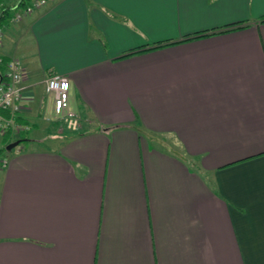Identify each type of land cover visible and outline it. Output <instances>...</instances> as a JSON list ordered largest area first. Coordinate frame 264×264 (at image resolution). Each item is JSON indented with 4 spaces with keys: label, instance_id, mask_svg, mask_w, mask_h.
<instances>
[{
    "label": "crops",
    "instance_id": "1",
    "mask_svg": "<svg viewBox=\"0 0 264 264\" xmlns=\"http://www.w3.org/2000/svg\"><path fill=\"white\" fill-rule=\"evenodd\" d=\"M33 1L0 0L29 127L0 133L24 139L0 162V264H264V0H46L10 22ZM52 74L79 132L51 133Z\"/></svg>",
    "mask_w": 264,
    "mask_h": 264
},
{
    "label": "built area",
    "instance_id": "2",
    "mask_svg": "<svg viewBox=\"0 0 264 264\" xmlns=\"http://www.w3.org/2000/svg\"><path fill=\"white\" fill-rule=\"evenodd\" d=\"M46 4V0H34L29 6L20 8L14 7V14L10 19L11 23H18L22 18L37 8ZM8 8L0 6V17H4ZM3 35V29L0 27V41ZM0 66L7 70V81L0 83V133L15 132L21 133L29 130V127L18 123L17 117L22 109L23 95L21 84L25 80L24 67L17 60L5 61L0 56ZM47 94L52 97L54 113L61 120L67 129L78 131L80 122L77 113L71 110V92L72 86L68 77L52 74L46 81ZM53 113V114H54ZM7 163L3 161L5 166Z\"/></svg>",
    "mask_w": 264,
    "mask_h": 264
},
{
    "label": "rangeland",
    "instance_id": "3",
    "mask_svg": "<svg viewBox=\"0 0 264 264\" xmlns=\"http://www.w3.org/2000/svg\"><path fill=\"white\" fill-rule=\"evenodd\" d=\"M58 125H63L62 124V122L60 121L59 123H58ZM60 126V127H61ZM59 128V127H58ZM65 129V128H64ZM65 131H68V132H72V133H75V132H79V130L78 131H72V130H69V129H65V130H63L62 128H61V131H56L54 128H52L51 129V133H59V134H62V132L63 133H65ZM29 136H33V137H36V136H40L39 135V131H37L35 128L33 129V131L29 134ZM46 136V135H45ZM0 148H3V146L1 145V143H0ZM45 148V147H44ZM51 148V147H50ZM46 149V148H45ZM11 152L12 151H4V152H1L0 153V162L1 161H3L4 160V158L5 157H9L10 156V154H11Z\"/></svg>",
    "mask_w": 264,
    "mask_h": 264
},
{
    "label": "trees",
    "instance_id": "4",
    "mask_svg": "<svg viewBox=\"0 0 264 264\" xmlns=\"http://www.w3.org/2000/svg\"><path fill=\"white\" fill-rule=\"evenodd\" d=\"M2 20H4V17H1V19H0V24H1V21H2ZM263 21H264V19L262 20V22H263ZM4 60H5V59H4ZM5 61H6V60H5ZM3 67H4V66H0L1 69H3ZM0 76L3 78L2 73H0ZM4 78H5V77H4ZM0 83H3V82H0ZM62 124H63L62 127H64L65 129H67L66 126H65V124H64L63 122H62ZM60 126H61V125H60ZM23 141H24V139H21V143H22ZM6 147H7V146H6ZM6 147L3 148V149H1V150H0V153L6 151Z\"/></svg>",
    "mask_w": 264,
    "mask_h": 264
},
{
    "label": "water",
    "instance_id": "5",
    "mask_svg": "<svg viewBox=\"0 0 264 264\" xmlns=\"http://www.w3.org/2000/svg\"><path fill=\"white\" fill-rule=\"evenodd\" d=\"M21 143V141H16L12 144H9L7 147H6V150L7 151H12L15 147H17L19 144Z\"/></svg>",
    "mask_w": 264,
    "mask_h": 264
}]
</instances>
